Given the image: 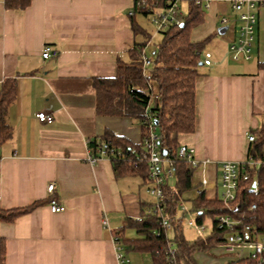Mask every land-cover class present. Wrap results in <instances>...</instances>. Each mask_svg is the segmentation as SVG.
<instances>
[{
    "label": "crops",
    "instance_id": "1",
    "mask_svg": "<svg viewBox=\"0 0 264 264\" xmlns=\"http://www.w3.org/2000/svg\"><path fill=\"white\" fill-rule=\"evenodd\" d=\"M198 1L204 17L190 29V37L209 38L204 53L211 52L212 62L200 67L196 79L195 130L179 140L194 147L199 158L243 161L252 145L249 135L264 125V0H257L252 56L241 61H234L229 50L240 24L232 0ZM135 2L31 0L25 8H8L0 0V90L6 78L18 83L6 113L12 137L0 144V209L49 199L51 182L66 207L53 212L47 202L13 222L0 221L5 264H120L116 230L126 218L141 216L142 202L154 201L146 198L148 187L139 177L115 178L108 157L94 164L87 160L88 140L106 129L141 141L138 122L97 112L93 85L94 77L115 75L118 57L128 61V50L145 40L132 29ZM177 3L181 16L186 15L189 0ZM143 17L148 18L136 15L146 27ZM223 26L227 29L220 33ZM151 41L145 53L154 59L157 44ZM46 45L56 51L49 58L42 54ZM40 111L51 114L53 121L41 122ZM207 192L213 196L212 190ZM128 230L127 236H137L136 230L133 235ZM220 248L199 255V262L224 264L238 257ZM218 253L225 258L220 260Z\"/></svg>",
    "mask_w": 264,
    "mask_h": 264
},
{
    "label": "trees",
    "instance_id": "2",
    "mask_svg": "<svg viewBox=\"0 0 264 264\" xmlns=\"http://www.w3.org/2000/svg\"><path fill=\"white\" fill-rule=\"evenodd\" d=\"M30 2L31 0H5V5L8 8H25ZM176 2L177 0H146L145 4L139 5L136 0L133 13L130 14L131 25L134 33L143 34L145 40L136 42L128 50V61L118 57L115 75L93 78L97 112L126 116L138 122L142 131L141 141L135 143L124 135L106 129L104 134L90 139L88 144L96 155L100 146L114 150L109 153L108 158L112 162L115 178L139 177L142 184L150 186L148 162L138 156L149 135L148 124L144 121L148 117L152 118L162 136V155L171 159L175 170L176 189L165 187L169 215H173L178 209L183 194L195 189L197 185L195 169L188 161L180 159L177 152L183 144L179 140L180 135L195 130L196 79L201 74L200 67L204 64V49L209 38L191 40L190 29L203 20L204 9L197 0H189L188 13L180 17L179 23H172L158 30L162 33V38L155 50L153 70L150 75H144L143 58L147 56L145 48L151 39V32L139 23L136 15L150 18L156 11L167 9ZM17 94V79L6 78L0 90V144L12 137L6 113ZM253 134L255 140L252 141L248 156L264 161V125L259 130H253ZM247 172L249 179L240 180L234 200L225 202L218 195L209 196L207 191L189 199L192 208L197 211L200 223L206 222L208 218L212 219V228L204 237L188 239L181 220L174 221L173 237H170L169 231L161 223L160 215L154 211V201L142 202L141 216L126 218L116 230L115 236L124 251L148 252L154 264H199V255L213 253L226 239L228 231L218 226L221 215L238 219V228L251 225L259 233H264V162L258 168L250 167ZM52 199L59 200V197L53 192L47 200L0 209V221L13 222L39 205L50 203ZM128 229L136 230L137 236H127ZM171 248L175 251L174 255L170 253ZM5 257V242L0 239V264H5ZM224 264L259 263L251 257H235Z\"/></svg>",
    "mask_w": 264,
    "mask_h": 264
},
{
    "label": "built area",
    "instance_id": "3",
    "mask_svg": "<svg viewBox=\"0 0 264 264\" xmlns=\"http://www.w3.org/2000/svg\"><path fill=\"white\" fill-rule=\"evenodd\" d=\"M146 0H138V4H145ZM198 3H201L198 1ZM257 0H232V9L238 14L239 28L236 39L230 44V54L234 61L249 60L252 56L253 46L256 41V30L258 23L257 16ZM134 9V8H133ZM133 13V10L130 14ZM181 17L180 8L176 3H173L169 8L158 10L152 15V20L157 28L160 30L169 24L179 23ZM222 22L227 24L229 19L227 17L222 18ZM56 51L52 49L50 45H46L43 49V57L49 58L52 53ZM212 54L211 52L204 53V64H211ZM153 59L145 56L143 58V73L148 74V70L153 66ZM148 112V109L147 111ZM37 118L41 122H52L53 116L45 111L37 113ZM149 118V119H148ZM144 122L148 124L149 135L144 141V149L140 153L138 158L146 160L149 165L150 186L148 191L150 195L154 197L155 209L154 211L160 215L161 223L166 230H173L174 221L183 220L184 214L189 213L191 210H187L180 199L178 208L182 209V214L178 213L176 209L173 215H169L167 212V193L166 186H170L174 190L175 184H171V178H175V170L173 162L167 156H163L161 152L162 136L157 131V127L153 122V119L148 117ZM255 140V135H249V141ZM89 144V140H88ZM91 151V149L89 148ZM114 150L111 148L99 147L97 155L89 152L87 160L94 164L103 157H109V153ZM177 155L180 159L188 161L195 169V175L198 177V183L195 187L196 197L204 191L212 190L213 196L218 195L223 201L228 202L236 198V194L239 188L240 180L249 179V173L247 170L250 167H260L264 162L263 160L254 159L252 156H248L243 161L227 160L223 162H217L210 158H199L196 155L194 147L183 143L178 148ZM256 182V179L254 180ZM219 186L222 188V192L219 191ZM48 191L53 193L55 190V183L51 182L48 187ZM50 207L53 212H63L66 207L57 199H52ZM255 207V204H253ZM196 214V221L188 220V225L194 226L204 237V233L212 227H208L205 223H200L197 220V211L193 209ZM103 224L107 225V219L104 218ZM240 221L229 215H221L218 218V226L226 229V239L221 245L223 250L227 253L236 254L238 257H251L259 264H264V233H259L256 228L251 225H242L238 228ZM115 242L117 256L120 264H128L129 258L123 252V247L120 244L116 236L113 237ZM171 255L175 254L173 248L170 249Z\"/></svg>",
    "mask_w": 264,
    "mask_h": 264
},
{
    "label": "rangeland",
    "instance_id": "4",
    "mask_svg": "<svg viewBox=\"0 0 264 264\" xmlns=\"http://www.w3.org/2000/svg\"><path fill=\"white\" fill-rule=\"evenodd\" d=\"M179 2V0H177ZM177 5L179 6L180 8V12H181V7L179 5V3H177ZM144 18V17H143ZM140 18L142 23L148 28L151 30V35H152V38H151V42H153L154 44H158L162 38V33L158 32L154 22L152 19V17H150L149 19L148 18ZM152 43V44H153ZM148 53V52H147ZM197 178V177H196ZM195 178V181H197L198 179ZM170 183L171 184H175V178H171L170 180ZM147 187H149V184L147 185ZM220 188V186H219ZM146 190V188L144 189ZM220 192H222V188L219 189ZM196 194L195 190H190V191H187L183 194V200H182V204L183 206L187 209V210H191L189 211V213H185L184 214V217H183V220H182V226H183V230H184V233H185V236L190 239V240H194L196 239L197 237L201 236V233L194 227V226H190L188 225V220H194L196 221V214L195 212L193 211V208L191 206V203H190V200L187 199L188 197H191V196H194ZM146 198L147 199H154V197L152 195H150V193H146ZM178 213L179 214H182V209L181 208H178ZM205 224L208 225V227H211L212 226V219L211 218H208L206 222H204ZM210 229L209 228L205 233H204V236H206L209 232H210ZM135 234V231L134 230H128V235H133ZM169 235L170 237H173V230H170L169 231ZM173 247H175V243H173ZM220 250H222L221 248H219ZM219 254V253H218ZM127 255V258H129V260H131L132 264H151L150 263V258H149V254L147 252H127L126 253ZM225 253H221L218 255L219 259H223L225 258ZM204 260V259H203ZM199 262V264H205V262Z\"/></svg>",
    "mask_w": 264,
    "mask_h": 264
},
{
    "label": "water",
    "instance_id": "5",
    "mask_svg": "<svg viewBox=\"0 0 264 264\" xmlns=\"http://www.w3.org/2000/svg\"><path fill=\"white\" fill-rule=\"evenodd\" d=\"M226 29H227V26H223V27H220L218 31L220 33H223ZM201 64H203V63H201Z\"/></svg>",
    "mask_w": 264,
    "mask_h": 264
}]
</instances>
